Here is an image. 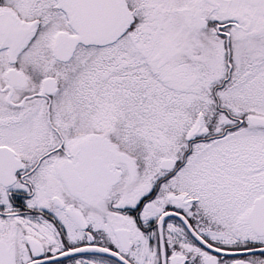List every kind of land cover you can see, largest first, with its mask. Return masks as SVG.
<instances>
[{
    "label": "snow or ice",
    "instance_id": "obj_1",
    "mask_svg": "<svg viewBox=\"0 0 264 264\" xmlns=\"http://www.w3.org/2000/svg\"><path fill=\"white\" fill-rule=\"evenodd\" d=\"M0 264H264V0H0Z\"/></svg>",
    "mask_w": 264,
    "mask_h": 264
}]
</instances>
